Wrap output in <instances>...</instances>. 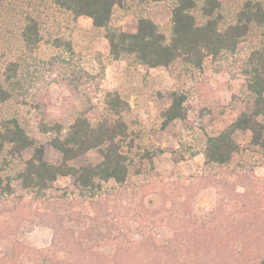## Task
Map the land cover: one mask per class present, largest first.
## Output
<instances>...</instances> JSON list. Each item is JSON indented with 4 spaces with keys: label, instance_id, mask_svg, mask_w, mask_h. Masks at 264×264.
<instances>
[{
    "label": "trees",
    "instance_id": "trees-1",
    "mask_svg": "<svg viewBox=\"0 0 264 264\" xmlns=\"http://www.w3.org/2000/svg\"><path fill=\"white\" fill-rule=\"evenodd\" d=\"M163 1L138 0L143 5ZM172 1L169 34L144 16L139 18L135 33L113 27L114 11L123 8L125 0L55 2L75 18L87 17L95 29L103 30L114 60L129 59L150 69L183 64L200 70L208 58L235 55L255 28L264 29L262 1H246L231 23L222 14L220 0H204L201 5L199 0ZM21 37L32 57L42 40L37 20L27 18ZM68 50L72 51L70 44ZM19 72L20 65L13 62L0 69V103L22 89ZM243 74L254 103L252 112L241 113L220 134L209 137L204 149L206 165L232 170L229 177L208 181L227 191L226 197L210 210L189 198L175 202L163 220L168 233L162 238L144 230L140 239H135L97 209L103 203L105 185L125 188L133 169L139 168L141 174L142 163H135L139 155L134 154L139 148L133 131L136 117L118 91L105 94L106 112L99 119L93 120L86 109L43 124V132L51 136V146L62 154L59 164L45 160V147L17 120L1 121L0 199L6 205L0 209V264H264V179L255 177L247 163H234L244 151H251L261 156L264 165V45L250 53ZM93 80L99 87L102 78ZM76 81L77 90L80 83ZM170 100L161 112L163 125L187 122L185 95L171 92ZM238 133L251 135L245 147L236 140ZM91 151L99 153L100 161L93 167H77L74 162ZM7 158L20 162L15 176L7 172ZM67 177L74 179L79 200L93 214L67 217L60 209L49 207L46 213H33L37 221L31 222L52 230L51 243L36 248L19 240L20 228L28 219L25 211L27 207L32 210L33 202L23 205L24 197L16 195L13 182L19 180L33 201L45 203L47 192L60 178ZM143 206L145 221L162 213L152 215L147 205Z\"/></svg>",
    "mask_w": 264,
    "mask_h": 264
},
{
    "label": "rangeland",
    "instance_id": "rangeland-1",
    "mask_svg": "<svg viewBox=\"0 0 264 264\" xmlns=\"http://www.w3.org/2000/svg\"><path fill=\"white\" fill-rule=\"evenodd\" d=\"M55 1L0 0V69L4 70L11 62L18 63L22 84V89L11 99L0 103V122L17 120L45 147V160L59 164L62 154L51 146V136L43 132V124L86 109L93 120L99 119L106 112L105 94L118 91L131 104L136 117L133 131L139 148L134 154L139 155L135 163H142L141 174L139 168L133 169L125 188L113 183L105 185L103 203L100 208L97 206L100 213L135 239H140L144 230L162 238L168 233L163 220L174 209L175 202L189 198L209 210L217 207L227 191L215 188L208 181L229 177L232 170L206 165L204 149L209 137L220 134L241 113L252 112L254 103L245 88L243 69L250 53L264 45V29L255 28L235 55L208 58L200 70L183 64L172 69H150L133 60H114L104 31L95 29L91 19H77L60 9ZM203 1L199 0L200 5ZM220 1L222 14L231 23L249 0ZM254 1L264 3V0ZM173 8L172 0L144 5L138 0H125L123 8L115 9L112 26L135 33L139 18L144 16L169 34ZM27 18L37 20L42 36L32 57L27 54L21 37ZM68 44L72 51L68 50ZM93 77L102 78L99 87ZM76 79L80 83L77 90ZM171 92L185 95L188 119L185 123L175 121L164 126L161 112L170 105ZM250 139L249 133L236 135L242 147ZM147 153L152 159L145 156ZM99 161V153L91 151L74 163L77 167H93ZM7 163H10L8 174L15 176L20 162L7 158ZM234 163H247L255 177L264 179V165L258 153L244 151ZM13 185L16 195L24 197L23 205L33 202L32 210L27 207L25 211L28 219L18 234V239L27 245L45 248L53 237L51 229L31 222L35 212L43 214L58 208L67 217L93 214L79 200L71 177L60 178L47 192L49 201L45 203L33 201L19 180ZM145 204L150 214L162 213L145 221ZM5 205L0 199V209ZM11 205L12 202L7 207Z\"/></svg>",
    "mask_w": 264,
    "mask_h": 264
}]
</instances>
